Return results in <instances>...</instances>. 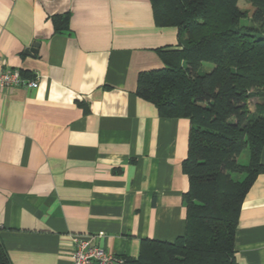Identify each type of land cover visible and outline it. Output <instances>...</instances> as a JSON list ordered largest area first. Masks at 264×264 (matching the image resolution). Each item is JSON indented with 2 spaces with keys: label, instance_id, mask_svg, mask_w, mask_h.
Listing matches in <instances>:
<instances>
[{
  "label": "crops",
  "instance_id": "obj_1",
  "mask_svg": "<svg viewBox=\"0 0 264 264\" xmlns=\"http://www.w3.org/2000/svg\"><path fill=\"white\" fill-rule=\"evenodd\" d=\"M177 43L150 0H0V66L38 83L0 90V240L11 264H71L81 236L134 258L142 240L182 235L189 121L159 117L136 94L140 73L163 68L156 50ZM260 161L235 231L239 264H264V148Z\"/></svg>",
  "mask_w": 264,
  "mask_h": 264
},
{
  "label": "trees",
  "instance_id": "obj_2",
  "mask_svg": "<svg viewBox=\"0 0 264 264\" xmlns=\"http://www.w3.org/2000/svg\"><path fill=\"white\" fill-rule=\"evenodd\" d=\"M248 1L250 18L239 0H150L155 23L176 28L178 43L156 50L163 68L140 73L136 94L159 117L189 121L185 228L172 242L142 240L119 264H239L238 217L264 148V106L248 108L264 103V0ZM67 19L54 17L55 30ZM203 63L212 69L201 75ZM0 264H11L1 240Z\"/></svg>",
  "mask_w": 264,
  "mask_h": 264
},
{
  "label": "built area",
  "instance_id": "obj_3",
  "mask_svg": "<svg viewBox=\"0 0 264 264\" xmlns=\"http://www.w3.org/2000/svg\"><path fill=\"white\" fill-rule=\"evenodd\" d=\"M38 83L23 77L18 69H6L0 66V90L1 89H36ZM121 259L107 253L96 245L94 236H81L74 239L71 253V264H119Z\"/></svg>",
  "mask_w": 264,
  "mask_h": 264
},
{
  "label": "rangeland",
  "instance_id": "obj_4",
  "mask_svg": "<svg viewBox=\"0 0 264 264\" xmlns=\"http://www.w3.org/2000/svg\"><path fill=\"white\" fill-rule=\"evenodd\" d=\"M239 7L240 9L244 10L247 12L248 17H251V14L254 12V7L250 4V2L248 0H239ZM249 18L247 20H244L242 23H248L247 21H249ZM212 69V65L208 64V63H203L199 69V74H205L208 73L210 70ZM260 103L262 106H264L263 100H258V99H251L248 105V108L250 111H254L255 110V103ZM240 162L242 164H246L247 163V153L245 152L243 154V157L240 159Z\"/></svg>",
  "mask_w": 264,
  "mask_h": 264
},
{
  "label": "water",
  "instance_id": "obj_5",
  "mask_svg": "<svg viewBox=\"0 0 264 264\" xmlns=\"http://www.w3.org/2000/svg\"><path fill=\"white\" fill-rule=\"evenodd\" d=\"M36 46H33L29 51L33 52L35 50Z\"/></svg>",
  "mask_w": 264,
  "mask_h": 264
}]
</instances>
